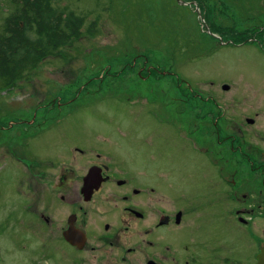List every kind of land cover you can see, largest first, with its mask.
I'll use <instances>...</instances> for the list:
<instances>
[{"label":"flooded vegetation","instance_id":"1","mask_svg":"<svg viewBox=\"0 0 264 264\" xmlns=\"http://www.w3.org/2000/svg\"><path fill=\"white\" fill-rule=\"evenodd\" d=\"M183 1V7L195 13L198 7L200 18L203 13H236L235 0ZM242 11L250 13L247 31H233L236 22L227 35L217 22L214 43L252 44L264 52V0H250ZM143 57L124 65L116 77L124 80L132 74L145 84L142 89L131 87L134 101L146 106L154 125L168 131H162L164 135L175 137L170 147L181 155L189 148L204 157L201 192L196 188L192 195L180 189L178 204L174 186L179 183H173L172 170L134 171L90 146L73 144L67 159L35 155L32 141L58 121L44 115L63 102L56 96H43L36 108L26 102L34 109L32 117L13 122L3 144L5 155L21 171L18 180L13 178L19 203L9 216L29 231L23 234L37 239L35 247L26 248L35 251L26 256V264H258L264 250V119L257 127L259 118L235 114L242 105L252 104L242 99L258 94L257 85L238 79L233 85L209 81L191 86ZM150 175H156L157 184L147 178ZM204 207L216 213L204 215ZM211 216L219 228L213 236L198 226ZM70 230L72 245L65 239ZM57 238L72 247L68 263L50 244Z\"/></svg>","mask_w":264,"mask_h":264},{"label":"rangeland","instance_id":"2","mask_svg":"<svg viewBox=\"0 0 264 264\" xmlns=\"http://www.w3.org/2000/svg\"><path fill=\"white\" fill-rule=\"evenodd\" d=\"M249 3L250 0H235L232 10L236 13H203L202 23L194 9L179 5L177 0H52L59 11L84 17L85 26L79 39L73 40L63 52L40 62L14 86L0 79V123L3 124L0 127V264H26V256L35 253L33 248L32 251L26 248L35 247L37 239L23 234L29 231L21 229L19 221L9 216L19 203L13 178L18 180L21 171L5 155L3 144L9 140V126L31 118L34 109L28 105L33 102L35 106L30 105L33 108L42 106L43 96L47 99L56 96L63 103L44 115L58 121L51 119L54 125L32 141L35 155H59L67 159L72 157L69 151L73 144L90 146L108 155L115 165L132 170L144 167L152 172L172 170L173 183H179L174 186L178 204L183 188L192 195L196 188L197 193L201 192L206 170L204 157L189 148L181 155L174 146L170 147L175 137L164 135L168 131L154 125L146 106L134 101L131 87L142 89L145 84L135 80L132 74L119 79L117 72L137 56L141 59L146 56L153 64L181 77L187 85H207L209 81L233 85L238 79L244 85L255 84L258 94L249 93L242 99L252 104L242 105L235 114L259 118L258 127L264 119V52L252 44L218 47L213 40L217 22L227 35L236 22L233 31H247L250 13L245 14L242 8L246 10ZM15 9L13 0H0V34ZM92 26L94 30L90 32ZM37 91L41 93L39 96ZM69 99L72 102H66ZM42 115L39 111L38 119ZM155 177L147 176L157 184ZM201 213L216 212L204 207ZM23 223L27 228L29 219ZM198 226L212 236L219 231L212 216L202 219ZM50 244L68 263L72 247L62 238Z\"/></svg>","mask_w":264,"mask_h":264},{"label":"trees","instance_id":"3","mask_svg":"<svg viewBox=\"0 0 264 264\" xmlns=\"http://www.w3.org/2000/svg\"><path fill=\"white\" fill-rule=\"evenodd\" d=\"M13 3L15 13L6 19L0 34V79L8 86H14L43 60L63 52L80 38L85 26L84 17L59 11L52 0H13ZM93 30L92 26L89 31Z\"/></svg>","mask_w":264,"mask_h":264},{"label":"water","instance_id":"4","mask_svg":"<svg viewBox=\"0 0 264 264\" xmlns=\"http://www.w3.org/2000/svg\"><path fill=\"white\" fill-rule=\"evenodd\" d=\"M177 1H178L179 5H186V3L184 1H182V0H177ZM196 13L199 16V19H201V21H203V19L200 18L201 17V14L199 12L198 7H196ZM65 239L72 245V234H71V230H70V232L66 233ZM258 264H264V250L261 252V254L258 257Z\"/></svg>","mask_w":264,"mask_h":264}]
</instances>
